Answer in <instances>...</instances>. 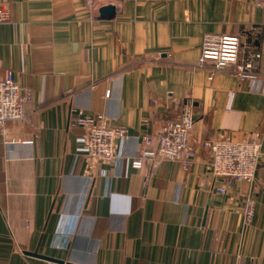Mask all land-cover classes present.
Masks as SVG:
<instances>
[{
	"label": "crops",
	"instance_id": "obj_1",
	"mask_svg": "<svg viewBox=\"0 0 264 264\" xmlns=\"http://www.w3.org/2000/svg\"><path fill=\"white\" fill-rule=\"evenodd\" d=\"M108 5L115 17L100 18ZM0 7L10 15L0 26V79L12 72L33 93L26 122L0 124V264H264V75L240 82L228 67L210 79L213 65L198 66L208 35L240 36L261 51L255 0ZM255 66L264 71V56ZM186 107L196 122L189 170L134 169L142 138ZM80 115L128 130L111 165L89 169ZM221 138H258L262 153L255 179L225 194L201 146Z\"/></svg>",
	"mask_w": 264,
	"mask_h": 264
},
{
	"label": "built area",
	"instance_id": "obj_2",
	"mask_svg": "<svg viewBox=\"0 0 264 264\" xmlns=\"http://www.w3.org/2000/svg\"><path fill=\"white\" fill-rule=\"evenodd\" d=\"M103 0H86L90 7L97 8ZM255 4L264 9V0H255ZM9 12L0 7V26L8 23ZM263 36L260 52L251 49L240 36L205 37L198 66L207 63L213 65L210 79L215 71L231 67L240 82L256 79L258 73L255 63L264 56V24L259 28ZM32 91L23 89L16 81L14 74L8 72L0 79V124L27 121L26 104L32 99ZM79 125L84 129V158L92 170L94 166L111 165L117 158L118 142L128 138V130L123 127L111 128L103 117H79ZM195 120L189 107L184 108L177 119L164 125L155 135L142 138V145L137 156L132 160L134 169H141L144 163L160 164L174 162L189 170L193 149L190 145L191 133ZM201 146L209 151L211 175L214 179H222L224 188L217 192L226 193L227 187L235 182H251L255 179V171L262 156L261 143L258 138L252 141L234 142L229 138L207 140ZM254 215V204L249 201L244 209V221L250 223Z\"/></svg>",
	"mask_w": 264,
	"mask_h": 264
},
{
	"label": "water",
	"instance_id": "obj_3",
	"mask_svg": "<svg viewBox=\"0 0 264 264\" xmlns=\"http://www.w3.org/2000/svg\"><path fill=\"white\" fill-rule=\"evenodd\" d=\"M115 15H116V8L113 5L104 6L99 10V16L102 19H112L115 17ZM33 256L40 257V255H37V254H35ZM41 258L56 262L54 259H50L47 257L41 256ZM57 262H59V261H57Z\"/></svg>",
	"mask_w": 264,
	"mask_h": 264
}]
</instances>
